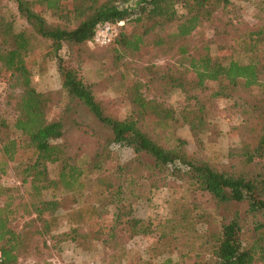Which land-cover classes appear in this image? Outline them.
<instances>
[{"label": "trees", "instance_id": "16d2710c", "mask_svg": "<svg viewBox=\"0 0 264 264\" xmlns=\"http://www.w3.org/2000/svg\"><path fill=\"white\" fill-rule=\"evenodd\" d=\"M4 1L13 3L26 27L14 28L13 19L2 10ZM221 2L228 0H0V79L7 75L21 90L15 106L17 116L11 124L13 131L5 121L0 122V171L7 162H15L22 183L29 180L37 193L81 190L85 187L84 178L97 172L94 191L97 203L73 208L65 206L63 200L44 199L33 203L32 208L39 218L65 210L69 222L76 225L71 232L86 227L87 234L100 237L111 249L108 264L121 263L126 250L124 237L152 232L150 225L125 206L123 182L135 171L147 178L166 171L186 177L195 191L208 194L217 206L246 204L243 213L235 209L228 218L221 219L219 228L207 230L210 232L203 246L205 243L207 258L211 260L208 262L206 258L195 261L196 264H264V63L260 59L243 63L236 57L241 52L261 50L264 53V23L251 28L248 38L234 39L231 45L209 38L195 44L194 32L199 23L210 21ZM260 4L264 14V0ZM178 6L185 11L180 13ZM46 13L54 20L48 21ZM120 21L123 24H118ZM127 21L134 25L130 31L124 29ZM104 22L116 26L117 34L107 45L92 46L90 41L96 26ZM168 27H173V31L167 36L161 35L160 31ZM148 42L156 49L169 44L166 48L187 57L188 65H152V75L143 83L128 84L126 97L131 113L124 118L107 114L93 85L82 78L77 66L95 58L100 51L110 50L117 59L133 55ZM40 44L46 48L45 54L55 61L58 91L40 92L31 84L29 59ZM208 82L217 84L210 95L213 98H230L237 92L254 88L261 91L259 104L247 99L241 104L251 114L246 116L243 125L253 141H243L238 162L247 170L220 169L190 155L184 139L173 137L171 142L170 137H159L156 129L151 132L145 127L148 120H152L153 127H167L175 120L174 111L155 97H167L178 90L184 97L194 99L192 104L183 107L181 116L197 138L208 124L205 105L198 98L203 97ZM157 84L162 85L160 92ZM143 86L147 89L152 86V99L144 95ZM60 94L65 100L63 112H69L74 104L82 105L109 131L103 143L95 141L91 160L70 150V144L64 139L66 128L62 118L48 115ZM257 109L261 111L253 115ZM252 116L257 120L253 121ZM113 145L132 149L135 156L130 163L119 162L111 151ZM107 162L111 168L106 166ZM48 164H57V176L49 175ZM1 189L7 191V188ZM101 198L107 200L106 205H112L110 217L104 211L105 203L98 205ZM14 213L10 201L0 204V252L5 264H19V255L28 246L26 232L16 231L11 225ZM247 217L252 218L248 226L245 225ZM158 264L174 263L166 259Z\"/></svg>", "mask_w": 264, "mask_h": 264}, {"label": "rangeland", "instance_id": "374dc122", "mask_svg": "<svg viewBox=\"0 0 264 264\" xmlns=\"http://www.w3.org/2000/svg\"><path fill=\"white\" fill-rule=\"evenodd\" d=\"M260 6V0L221 2L210 21L203 20L199 23L193 42L199 45L202 38H209L231 45L239 38H248L247 33L251 28L264 23ZM2 10L7 11L6 15L13 19L16 30L26 27L12 2L4 1ZM178 11L183 13L185 10L178 6ZM45 16L48 21L54 20L50 13ZM133 26L131 21H127L124 29L130 31ZM172 31L173 27H168L160 31V34L167 36ZM148 39H152L151 35ZM42 45L40 44V48L29 59L31 84L37 91L55 92L59 90L55 61L45 54L46 48ZM167 46L169 44L156 49L148 42L137 53L125 55L120 59L115 58L110 50L100 51L95 58L87 59L77 67L82 78L93 85L96 96L103 103L107 114L124 118L132 109L126 97L129 83H143L152 75V65H188L187 57L176 54L172 49H167ZM215 48L214 45L212 49ZM61 53L64 54L65 50ZM236 57L243 63L256 59L264 63V53L261 50L241 52ZM161 87L162 85L157 84L159 92ZM150 88L142 87V92L148 99H152L154 94L152 86ZM216 88L217 84L208 82L203 97H198L205 105L208 124L197 138L193 137L188 124L181 116L183 107L188 103L192 104L194 99L184 97L178 90L170 92L167 97H155L174 111L175 120L167 127H153L150 123L152 120H148L145 127L151 132L156 129L159 137H170L171 142L173 137L184 139L185 148L190 155L220 169L240 170L241 165L238 162L242 143L253 141L244 131L243 125L246 116L251 114L246 113L241 104L245 99L259 104L261 91L254 88L252 91H240L239 94L237 92V95L233 94L230 98L210 97ZM20 94V88L16 87L7 75L0 79V122L5 121L10 130L17 116L15 106ZM63 101L65 100L62 94L56 97V103L51 106L48 115L62 118L66 128L64 139L70 144V150L91 160L95 141L100 140V143H103L109 131L82 105L74 104L69 112H63ZM260 111L261 109H257L253 115H258ZM254 119L257 120L252 116L253 121ZM14 135L16 136L15 133ZM111 151L121 163H130L135 156L132 149L126 146L113 145ZM106 166L111 168V163L107 162ZM48 172L51 177L57 176V164H48ZM96 174L97 172H91L84 178L85 187L81 190L54 189L37 193L30 187L29 180L22 183L17 164L7 162L4 170L0 171V204L6 201L12 203L15 213L11 216V225L16 231L26 232L28 237V246L25 252L19 255V264H108L113 253L111 249L100 241V237L87 234L86 227H78L77 231L71 232L72 228L76 229V225L69 222L65 210L60 209L53 215L46 213L39 218L32 208L33 203L44 199L63 200L65 206L73 208L79 204L98 201L94 195ZM126 177L123 182L125 206L135 217L150 225L152 232L132 238L124 237L126 250L120 264H158L166 259H171L174 264H196L204 261L207 258L205 251L208 250L205 243L203 246V241L210 232L207 230L210 227L219 228L224 216L228 218L235 209L243 213L246 206L245 203L228 207L217 206L208 194L195 191L189 185L188 178L177 177L167 171L153 175L152 178L140 177L137 171ZM2 187L7 188V191L2 190ZM104 203L106 205L107 200L101 198L98 205ZM104 208L103 210L107 211L106 216L110 217L112 205H106ZM251 221L252 218L247 217L245 225L248 226ZM72 235L76 238L72 239ZM206 260L209 262L211 259L208 257Z\"/></svg>", "mask_w": 264, "mask_h": 264}, {"label": "built area", "instance_id": "2783aa9c", "mask_svg": "<svg viewBox=\"0 0 264 264\" xmlns=\"http://www.w3.org/2000/svg\"><path fill=\"white\" fill-rule=\"evenodd\" d=\"M118 24H123L122 21H120ZM117 34V28L116 26L104 22V23H99L96 26L94 35L90 41V44L92 46H104L109 44L110 42L113 41L114 37ZM0 264H5L3 261L2 254L0 252Z\"/></svg>", "mask_w": 264, "mask_h": 264}]
</instances>
